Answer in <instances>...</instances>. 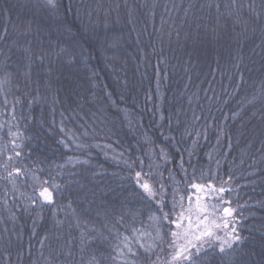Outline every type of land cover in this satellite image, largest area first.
Here are the masks:
<instances>
[{
	"label": "trees",
	"instance_id": "obj_1",
	"mask_svg": "<svg viewBox=\"0 0 264 264\" xmlns=\"http://www.w3.org/2000/svg\"><path fill=\"white\" fill-rule=\"evenodd\" d=\"M0 35V264H88L151 231L137 171L164 212L173 176L185 207L192 183L231 188L242 239L204 264H264V0H0Z\"/></svg>",
	"mask_w": 264,
	"mask_h": 264
},
{
	"label": "snow or ice",
	"instance_id": "obj_2",
	"mask_svg": "<svg viewBox=\"0 0 264 264\" xmlns=\"http://www.w3.org/2000/svg\"><path fill=\"white\" fill-rule=\"evenodd\" d=\"M234 2L235 0H233ZM47 3L52 5L54 0H47ZM4 38L3 35H0V39ZM8 135L13 138L11 142L13 149L22 147L16 142L17 139L22 138L18 129L16 132L9 131ZM61 143L64 142L61 141ZM64 146L65 148L69 147L68 144ZM77 147H84V145L78 144ZM20 155L19 151L14 152V157L18 158ZM14 157L9 156L8 160L11 161ZM68 162L73 161L69 158ZM83 163H87V161H83ZM124 163L130 169L133 166L127 160ZM140 164L142 165L143 161H140ZM3 166L7 167V164ZM14 174L21 175V169L14 168L12 172L8 173L7 179L13 185ZM145 175L147 174L142 171L135 172L137 184L146 194V197L155 202L158 206L157 212L160 213H152L149 216L151 231L132 228L131 236L117 233L115 237L117 242L111 245V253L108 256L101 253L99 257L92 255L88 264H101L102 261L106 264H141L142 259H146L148 264H204L203 258L210 250L223 254L231 251L240 242L242 238L237 231L238 221L235 216L239 206L233 208L231 207L232 201L225 199V195L231 194V188H227L223 184L217 187L212 182L207 184L192 183L190 188L195 190V196L194 198L192 195L188 196V204L185 207V198L183 195H179L183 189H179V182L175 181L173 176L172 179L176 187L173 188L172 212H164L163 209L168 206L167 185L161 183L157 187L148 181L140 183ZM231 180L232 177L229 176V180L224 183ZM41 184L47 185L48 182L41 181ZM60 188V185L53 183L42 187L38 195L43 202L52 204L54 191H59ZM209 200H214L216 203H209ZM32 203L35 204L36 201L33 199ZM177 207H179L178 212H176ZM173 212H176L174 218ZM79 223L77 221V226ZM166 225L172 230L164 231ZM86 239H92V237L82 229L81 242L83 243ZM165 244L169 250L167 257L162 258L156 254L155 259H152L155 250L160 248L163 251Z\"/></svg>",
	"mask_w": 264,
	"mask_h": 264
},
{
	"label": "rangeland",
	"instance_id": "obj_3",
	"mask_svg": "<svg viewBox=\"0 0 264 264\" xmlns=\"http://www.w3.org/2000/svg\"><path fill=\"white\" fill-rule=\"evenodd\" d=\"M194 196H195V194H194Z\"/></svg>",
	"mask_w": 264,
	"mask_h": 264
}]
</instances>
